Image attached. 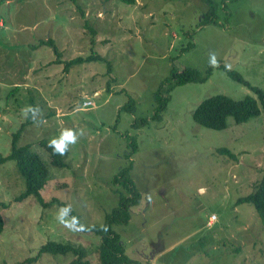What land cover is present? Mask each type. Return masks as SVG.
<instances>
[{"label": "rangeland", "instance_id": "374dc122", "mask_svg": "<svg viewBox=\"0 0 264 264\" xmlns=\"http://www.w3.org/2000/svg\"><path fill=\"white\" fill-rule=\"evenodd\" d=\"M213 1L214 21L204 22L202 0H0V155L22 125L16 143H33L49 168L43 198L70 204L85 225H101L117 205L115 190L122 186L112 178L133 159L141 200L130 222L113 228L125 253L144 264H264L260 218L251 203L236 204L262 176L264 111L244 123L228 117L220 130L192 118L205 97L242 99L254 92L224 68H210L203 81L177 84L168 94L164 86L166 108L150 119L158 107L155 92L171 69L204 73L210 52L264 90V0ZM85 20L96 30L93 46ZM47 38L60 60L86 56L91 48L103 60L65 69L49 46H30ZM107 61L116 77L109 91ZM86 97L93 106H82ZM130 100L133 110H123ZM26 105H38L47 123L26 121ZM141 119L146 123L136 124ZM63 128L84 135L58 167L39 140ZM131 138L136 150L129 158ZM22 190L14 160L0 162V203L6 205H0V264H69V254L26 261L49 240L81 244L89 249L86 258L98 262L99 236L58 225L55 203L42 207L33 196L15 202Z\"/></svg>", "mask_w": 264, "mask_h": 264}, {"label": "trees", "instance_id": "16d2710c", "mask_svg": "<svg viewBox=\"0 0 264 264\" xmlns=\"http://www.w3.org/2000/svg\"><path fill=\"white\" fill-rule=\"evenodd\" d=\"M121 2L129 5L136 4L137 0H120ZM206 5L205 13H203L204 22H213L214 21V10L215 3L213 0H202ZM84 25L90 29L91 41L90 45L95 44V35L96 30L88 25L87 20L84 21ZM40 46L47 45L49 46L53 53L56 55L55 62L63 63L64 68L67 69L72 64L92 62L103 60L102 56L97 52L91 51L86 56H75L69 60L63 61L60 60V51L56 46L55 42L51 38L40 39L36 45L30 46ZM225 64L220 63V67L225 69ZM106 72L108 75L106 80V90H110L111 82L114 81L116 77L111 74L112 65L109 61L106 63ZM211 67L208 66L202 73L200 70L194 67H184L180 70L175 68L171 69L170 75L166 77L160 83L157 91L155 92V99L157 100L158 107L151 115L150 119H156L159 117L160 113L166 108L168 102V97L162 95L161 89L164 87V92L168 94L177 84L185 83L187 81H203L206 79L208 72ZM231 77L237 79L238 81L246 84V86L251 89L256 97L251 95H245L242 99H233L232 97L225 94H215L203 98L199 104L194 108L192 112L193 120L209 129L220 130L227 127V119L231 117L235 123H244L249 119L258 116L262 111H264V90L252 86L238 71L231 68L230 71H226ZM91 101L87 106H82L87 108L93 106V101L89 98H85L83 101ZM83 103V102H82ZM133 101L127 103L124 106L123 110H133ZM147 119H141L136 121V124H144ZM138 122V123H137ZM20 128L12 133L10 149L6 155H0V162L4 161L7 158L13 159L16 165V169L19 175L23 180V190L14 197L15 202H20L24 200L27 196H33L37 202L42 205V207H48L52 204L57 206L62 204H67L65 201L53 197L49 201H45L41 194V190L45 186L47 179L49 178V168L47 162L42 159L40 154L32 148L31 142L24 144H17L16 140L19 136ZM48 140L41 138L39 143L43 146L48 154L51 156L52 164L63 167L66 165L64 157L65 156H53L51 155V150L47 148ZM129 144H133V147L130 146L128 157L131 158L132 154L135 152L136 138H131ZM219 152H226L231 157H235V153L232 152L227 147L217 148ZM132 160V161H131ZM133 168V159H130V162L121 167L112 178V182L115 185H121L122 190L116 189L118 192V201L117 205L112 208L109 212L104 215V221L101 225L93 224L89 226L88 231L100 237V243L97 245V263H92L88 258L89 249L84 247L81 244H73L69 241H54L49 240L44 244L40 245L37 249V252L32 257H27L26 261H37L43 253H49L51 255H66L69 254L72 258L69 261V264H144L138 260L131 258L127 253H125V247L121 240L120 235L114 230V224H128L132 218V208L139 204L141 200V192L137 189L135 185V180L131 175V169ZM243 202H248L253 205L255 208L264 231V167L262 176L257 184L256 188L247 195L240 196L236 200V204ZM2 207L6 205L0 203ZM73 216L79 218L81 224H84L80 216L72 211ZM85 225V224H84ZM4 220L3 215L0 214V232L3 229Z\"/></svg>", "mask_w": 264, "mask_h": 264}, {"label": "clouds", "instance_id": "9594fccd", "mask_svg": "<svg viewBox=\"0 0 264 264\" xmlns=\"http://www.w3.org/2000/svg\"><path fill=\"white\" fill-rule=\"evenodd\" d=\"M208 66L211 68H219L220 62L217 59L215 52H210L208 56ZM225 70L230 71L231 65L225 64ZM22 117L26 121H31L34 125L40 126L46 124L42 109L36 105H26L21 109ZM84 135L83 130L74 128H63L59 135L52 137L47 142V148L51 150L53 156H65L70 149V146L75 145L79 139ZM73 209L70 204H62L57 207L55 221L61 227L67 228L72 232L88 231L89 226L81 224L78 217L73 216Z\"/></svg>", "mask_w": 264, "mask_h": 264}, {"label": "built area", "instance_id": "2783aa9c", "mask_svg": "<svg viewBox=\"0 0 264 264\" xmlns=\"http://www.w3.org/2000/svg\"><path fill=\"white\" fill-rule=\"evenodd\" d=\"M90 103H91V101L88 100V101H83L82 104H83V106H87V105L90 104Z\"/></svg>", "mask_w": 264, "mask_h": 264}]
</instances>
